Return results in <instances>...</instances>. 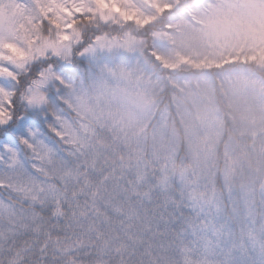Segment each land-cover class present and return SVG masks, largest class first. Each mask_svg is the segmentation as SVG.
Returning <instances> with one entry per match:
<instances>
[{
    "label": "clouds",
    "instance_id": "clouds-1",
    "mask_svg": "<svg viewBox=\"0 0 264 264\" xmlns=\"http://www.w3.org/2000/svg\"><path fill=\"white\" fill-rule=\"evenodd\" d=\"M0 92V264H264V0H0Z\"/></svg>",
    "mask_w": 264,
    "mask_h": 264
},
{
    "label": "snow or ice",
    "instance_id": "snow-or-ice-1",
    "mask_svg": "<svg viewBox=\"0 0 264 264\" xmlns=\"http://www.w3.org/2000/svg\"><path fill=\"white\" fill-rule=\"evenodd\" d=\"M20 109L15 106V101L10 97L7 92H0V141H5L8 138H13L17 136L15 129L10 126V124H5L4 121L7 120L8 116L13 112L19 113ZM15 119V116H13ZM5 148L8 147L7 144L4 145Z\"/></svg>",
    "mask_w": 264,
    "mask_h": 264
}]
</instances>
